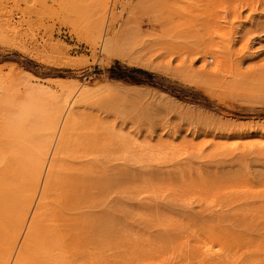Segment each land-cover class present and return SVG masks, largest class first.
<instances>
[{
  "label": "rangeland",
  "instance_id": "1",
  "mask_svg": "<svg viewBox=\"0 0 264 264\" xmlns=\"http://www.w3.org/2000/svg\"><path fill=\"white\" fill-rule=\"evenodd\" d=\"M97 2L0 0L4 74L92 87L43 238L69 264H264V0H110L101 37Z\"/></svg>",
  "mask_w": 264,
  "mask_h": 264
},
{
  "label": "bare ground",
  "instance_id": "2",
  "mask_svg": "<svg viewBox=\"0 0 264 264\" xmlns=\"http://www.w3.org/2000/svg\"><path fill=\"white\" fill-rule=\"evenodd\" d=\"M109 3L110 0L97 2L99 37L109 14ZM7 25L10 32H19L12 21ZM208 56L216 58L214 65H208ZM203 57L205 62L200 75L214 76L225 71L226 62L216 46H207ZM3 72L0 68V264H69L67 258L60 256L43 238L42 226L48 215L49 192L62 171L58 161H64L75 152L85 132L84 121L75 109L90 96L92 87L73 85L61 79H42L16 65L7 74ZM77 91L81 98L75 102ZM108 131L115 134L116 140L124 139L122 134L110 128ZM8 193L18 196L17 206L6 201L4 195ZM32 210L33 218L26 226ZM90 218L88 216L87 221ZM74 221H78L77 217L62 214L60 227L71 226L73 230ZM21 237L22 246L13 259Z\"/></svg>",
  "mask_w": 264,
  "mask_h": 264
}]
</instances>
